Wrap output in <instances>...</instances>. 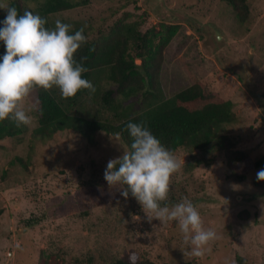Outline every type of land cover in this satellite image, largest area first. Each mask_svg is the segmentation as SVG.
I'll return each instance as SVG.
<instances>
[{
  "label": "rangeland",
  "instance_id": "obj_1",
  "mask_svg": "<svg viewBox=\"0 0 264 264\" xmlns=\"http://www.w3.org/2000/svg\"><path fill=\"white\" fill-rule=\"evenodd\" d=\"M23 1L35 10L48 0ZM88 1L50 15L51 25L60 20L70 30L84 28L90 37L117 22L136 24L143 33L161 30L164 23L180 26L165 51L158 91L170 98L198 82L206 84L216 99L234 104L235 120L218 136L231 138L235 150L253 159L264 156V0H247L245 22L224 0ZM95 74V92L89 91L86 104L96 121L118 126L146 109L142 92L119 96L112 109L98 103L114 84L105 70ZM39 106L36 89L25 100L31 125H22L23 135L0 143V264H38L41 251L66 260L92 257L101 264L130 252L155 264H236L239 257L264 264V181L256 177L264 167L234 183L223 152L181 149L175 154L182 166L171 178L167 203L187 198L204 227L218 237L203 257L185 255L190 249L177 222L149 221L131 195L103 203L91 192L108 185L104 172L109 160L129 151L120 135L96 133L89 141L77 131L63 130L35 136ZM85 110L78 107L76 113Z\"/></svg>",
  "mask_w": 264,
  "mask_h": 264
},
{
  "label": "trees",
  "instance_id": "obj_2",
  "mask_svg": "<svg viewBox=\"0 0 264 264\" xmlns=\"http://www.w3.org/2000/svg\"><path fill=\"white\" fill-rule=\"evenodd\" d=\"M232 5L238 19L242 22L248 20L250 6L247 0H224ZM88 0H80L73 3L72 0H48L46 4L33 10L23 0H10L8 5L15 7L19 14L27 9L45 19V27L53 29L49 16L66 10H71L88 4ZM7 11L0 8V28ZM161 30L152 28L143 33L136 24L126 25L117 22L113 27L98 32L93 37H87L84 43L74 54L83 66L88 69L82 74V78L93 82L95 73L105 70L108 79L114 84V88L106 90L98 97L97 102L108 109H112L119 96L138 95L141 92L146 98V109L141 114L126 117L118 126H112L95 120L90 107L87 106L89 90L82 89L74 97L63 98L60 90L53 87L50 90L38 88L39 100V127L34 132L35 136H50L63 130H74L83 135L89 141L96 133H105L110 136L120 135L122 141L131 151L132 138L126 130L129 122L143 124L148 128L161 144L174 155L181 149L188 151L223 152L226 158L228 178L234 183H242L247 179L251 171L264 167V156L253 159L247 151L235 150V144L231 138L218 132L225 124L235 120L234 104L230 101L218 100L206 84L198 82L181 92L167 98L158 91L160 77L165 62V51L178 36L180 26L161 24ZM138 28V29H137ZM76 30H70L74 34ZM6 54V46L0 41V58ZM140 61V64L137 63ZM94 101L95 99L92 98ZM84 109V114H77L78 109ZM87 107V108H86ZM89 109V110H88ZM25 128L16 127L11 120L0 121V141L6 138H16L23 135ZM21 161V160H20ZM22 162V161H21ZM101 189L95 192L97 202L109 203L121 200L120 189H110L103 184ZM131 195V194H129ZM3 211L0 210V217ZM136 253V264H155L145 256L137 252L114 260L109 264H131L129 256ZM38 264H101L95 262V258L86 260H66L59 256L40 252ZM107 264V263H102ZM236 264H249L246 259L239 257Z\"/></svg>",
  "mask_w": 264,
  "mask_h": 264
},
{
  "label": "clouds",
  "instance_id": "obj_3",
  "mask_svg": "<svg viewBox=\"0 0 264 264\" xmlns=\"http://www.w3.org/2000/svg\"><path fill=\"white\" fill-rule=\"evenodd\" d=\"M0 8L7 11L0 28V41L6 46V54L0 58V121L11 120L16 127L31 125L25 100L38 88L47 91L55 86L63 98L74 97L82 89L95 92L92 83L82 78L88 71L83 66L87 58L78 62L74 57L87 43L84 28L70 34L72 26L57 20L48 29L47 21L32 11L19 14L4 2ZM126 130L132 138L131 151L109 160L104 172L109 188L120 189L125 199L131 194L149 221L177 222L183 243L190 249L185 255L210 253L217 233L204 227L197 207L187 198L171 206L167 203L171 178L181 169L180 161L143 124L129 122ZM256 177L264 181V169ZM129 259L136 264L138 257L131 253Z\"/></svg>",
  "mask_w": 264,
  "mask_h": 264
},
{
  "label": "crops",
  "instance_id": "obj_4",
  "mask_svg": "<svg viewBox=\"0 0 264 264\" xmlns=\"http://www.w3.org/2000/svg\"><path fill=\"white\" fill-rule=\"evenodd\" d=\"M0 143H1V141H0Z\"/></svg>",
  "mask_w": 264,
  "mask_h": 264
}]
</instances>
